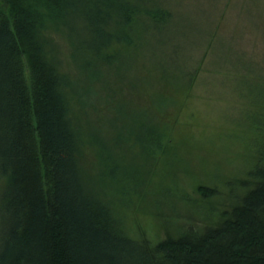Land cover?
I'll return each instance as SVG.
<instances>
[{
	"label": "trees",
	"instance_id": "trees-1",
	"mask_svg": "<svg viewBox=\"0 0 264 264\" xmlns=\"http://www.w3.org/2000/svg\"><path fill=\"white\" fill-rule=\"evenodd\" d=\"M194 1L0 0V264H264V45H244L248 51L236 61L223 53L219 64L212 58L216 47L229 46L220 41L218 20L231 0H219L227 4L211 28L187 45L178 20ZM68 20L80 21L84 31L76 37V65L105 91L121 94L127 63L141 70L128 80L137 93L145 81L160 84L143 106L121 98L115 104L150 158L186 144L177 114L201 71L232 81L255 132L249 144L255 161L246 191L215 224L157 242L127 232L108 194L127 202L139 167L124 165L94 127L84 138L69 80L43 47L46 24ZM257 21L263 27L264 16ZM171 42V53H188L167 61L173 73L162 61ZM197 191L214 193L201 184Z\"/></svg>",
	"mask_w": 264,
	"mask_h": 264
},
{
	"label": "rangeland",
	"instance_id": "rangeland-1",
	"mask_svg": "<svg viewBox=\"0 0 264 264\" xmlns=\"http://www.w3.org/2000/svg\"><path fill=\"white\" fill-rule=\"evenodd\" d=\"M225 4L219 0H195L185 10V15L181 14L178 29L188 37L185 39L187 45L193 46L200 29L204 32L203 29L211 28L216 14ZM229 5L218 20L223 34L220 41L226 39L229 46L221 48L223 52L217 47L212 52L218 64L222 53L236 61L234 58L248 51L244 45L254 44V48L264 45L261 39L264 23L259 28L257 21L264 16V0H231ZM82 32V23L77 20L47 23L41 34L43 47L69 80L73 109L81 118L84 138L88 139V128L94 127L111 139L114 152L124 165L139 167L135 171L139 180L129 187L127 202L118 194L107 193L127 232L139 239L157 242L190 227L203 230L215 224L222 212L228 211L246 191L248 173L255 161V155L249 150L255 132L246 125L242 98L234 94L232 81L221 79L225 78L223 76L215 78L209 70L201 71L192 94L184 99L177 114L186 144L168 153L167 157L150 158L147 151L136 144L135 133L123 126L124 119L121 120L115 104L121 98L143 106L148 101L147 93L159 88L160 84L155 80L145 81V89L137 93L128 80L141 70L127 63L120 69L125 76L121 94L111 95L105 91V85L87 78L76 65L73 53L76 37ZM171 44L162 60L166 65L167 61L171 64L188 55L187 50L178 55L171 53ZM172 70L168 66L167 72H175ZM114 81L119 82L116 78ZM116 84L112 88L116 89ZM174 106L175 102L169 105L173 111ZM127 123L135 125L134 116ZM199 184L212 188L214 193L202 196L197 191Z\"/></svg>",
	"mask_w": 264,
	"mask_h": 264
}]
</instances>
